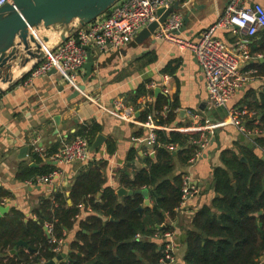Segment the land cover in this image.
<instances>
[{"label": "crops", "instance_id": "obj_1", "mask_svg": "<svg viewBox=\"0 0 264 264\" xmlns=\"http://www.w3.org/2000/svg\"><path fill=\"white\" fill-rule=\"evenodd\" d=\"M229 1L180 0L178 2L180 10L175 12L182 16L180 36L198 41L200 34L216 22ZM242 2L246 6L260 4L264 7V0ZM185 17H188L186 23L183 21ZM263 33L264 30L254 37L241 35L237 39L229 30L215 31L214 37L225 43L229 49L235 51L239 42L247 47L252 57L239 67L241 73H249V79L226 107L222 108H208L204 80L194 54L189 51H178L157 38L155 33L141 43L135 42L137 34L119 51L111 49L102 52L96 47H89L93 58L92 72L88 78L84 69L79 75L77 79L79 96L76 98H71L76 89L68 86L58 73L31 81L27 76L26 80L5 89L0 95V195H6L3 199H6L5 207L8 211L0 216V219L11 218L12 213L16 211L24 215L25 222L28 219L34 220L33 213L40 200L49 197L55 191H60L68 197L75 178L79 173L88 170L90 164H87L93 159V164H104L105 187L111 188L115 193L123 188L120 183L121 175L132 179L135 171L145 166L143 159L146 155L154 157V151L149 150L144 144L147 132L140 124L142 122L140 113L144 111L141 107L142 97H150L149 106L163 104V109L175 108L173 110L175 120L169 126H165L166 128L203 127L208 124L225 123L230 114L236 112L239 114L237 117L245 124L253 120L251 128L258 129L261 134L245 135L239 132L235 125L226 122L214 130L207 149L192 166L189 163L183 165L177 157L174 158L171 176L189 174L201 188L197 197L179 207L175 221L164 222L167 225L174 223L176 264H185L183 261L186 251L185 231L190 229L192 217L202 207L211 206L215 197L213 171L216 168H225L221 161V153L231 151L245 162L241 151L248 148L259 154L261 160L264 158L255 144V139L264 134L258 127L260 125L258 120L255 119L256 104L264 91V77L257 75L256 70L252 68L253 65L261 64L258 59V55L261 54L255 53L254 50L263 45ZM82 85L85 87L84 91L79 90ZM141 85L147 93L138 98L136 91ZM157 89L158 94L155 93ZM118 100L125 107L124 111L120 112L121 117L111 112L114 111V101ZM166 110L168 112L167 108ZM93 123L100 127L97 136L101 135L104 141L90 152L91 160L88 163L56 164L32 151L36 144L47 155H52L63 141L75 137L80 126ZM159 131L171 132L163 129ZM96 137L89 143V147L95 142ZM109 144L112 151L108 147ZM23 147L28 149L27 156L20 158V149ZM179 149L177 146L173 156H176ZM45 164L54 167L53 172L56 176L53 183L36 185L19 180L22 167L40 169ZM149 192L151 206L147 208H152L155 205V198L153 192L151 190ZM69 201L68 199L67 203L71 205ZM80 207L82 213L76 219L74 228L66 234L60 253H65L67 259L59 264H70L71 244L76 241L80 229L79 222L93 215L90 208L84 209L83 205ZM147 208L142 209L140 214L144 215ZM143 222L148 230L155 228L157 232L152 236L136 235L134 240L156 243L160 247V235L164 230H157V221L153 217L145 215ZM83 233L89 234L88 231ZM256 264H264V254L256 260Z\"/></svg>", "mask_w": 264, "mask_h": 264}, {"label": "trees", "instance_id": "obj_2", "mask_svg": "<svg viewBox=\"0 0 264 264\" xmlns=\"http://www.w3.org/2000/svg\"><path fill=\"white\" fill-rule=\"evenodd\" d=\"M254 52L264 57V43ZM252 68L257 75L264 77V63ZM146 93L141 85L136 96L140 98ZM162 105L148 106L141 111L140 120L144 121L152 111H163ZM166 108V117L156 118L158 125L169 126L175 120V108ZM255 119L260 124L259 129L264 131V91L256 104ZM252 121H247L246 126L251 127ZM99 130L95 123L80 126L74 136H84L91 143ZM156 134L158 143L153 149L154 157L146 155L143 159L145 166L136 170L132 179L126 175H121L120 179L126 190L146 188L155 193V205L147 208L144 215L137 211L143 198L140 195L119 198L114 190L104 186V164H93V159L87 164H90L88 170L75 178L68 197L55 191L40 200L33 213L34 220L25 222L24 215L16 211L11 218L0 219V264H36L55 258L54 245L48 244L43 228L46 224L51 225L54 237L64 240L75 226V217L82 213L81 205L84 209L90 208L93 215L79 222L76 241L71 244L70 264H159L160 247L156 243L134 239L136 235L152 236L157 232L155 228H146L145 215L153 217L158 227L165 225L164 232L173 230L164 222L177 219L181 202L182 175L171 176L174 158L188 165L196 150L190 142L198 136L165 131ZM255 144L264 147V134L255 139ZM167 145L180 147L176 156L166 149ZM108 147L111 149L110 144ZM241 154L245 162L231 151L221 153L225 168L213 171L215 197L211 206L202 207L192 217L190 229L185 231V264H256L264 254V161L248 148H243ZM53 171L54 167L48 164L40 169L22 167L19 180L35 184L37 177ZM3 197L6 195L1 194L0 198ZM68 199L71 205H68ZM18 241L26 242L28 248L17 247L16 254L10 256L9 252Z\"/></svg>", "mask_w": 264, "mask_h": 264}, {"label": "built area", "instance_id": "obj_3", "mask_svg": "<svg viewBox=\"0 0 264 264\" xmlns=\"http://www.w3.org/2000/svg\"><path fill=\"white\" fill-rule=\"evenodd\" d=\"M10 0H0V7ZM180 0H119L105 14L98 17L92 23L80 28L73 36L60 44L54 51H46L45 59L39 63L28 75V80L50 76L54 70L61 75L64 82L78 90L77 79L83 72L87 53L84 47H96L102 52L108 50L119 51L128 45L135 36L154 20H157L156 12L159 9H168ZM182 27V16L180 14L170 15L164 24L155 31V36L175 47L180 52L189 51L194 54L198 67L202 74L205 90L207 93V106L209 109L226 107L232 97L239 91L243 84L249 79V73H241L240 64L251 60V54L247 47L237 43V49L232 51L225 43L214 37L218 29L229 30L237 39L245 35L254 37L264 30V7L260 4L246 6L242 0H230L220 14L216 22L205 29L198 41H191L180 36ZM262 56L258 55V59ZM151 103L150 97L141 99V107L148 109ZM114 111L121 117L125 107L121 101H114ZM131 110V109H130ZM230 114L225 123L208 124L203 127L166 128L158 125L157 116L165 118L166 108L160 113L154 111L147 114L141 127L147 132L145 146L153 150L157 145V134L159 129L185 134H197L190 144L196 150L189 160L192 166L201 158L204 150L211 142L214 130L226 122L237 127L239 132L245 135H259L261 131L246 126L239 119L238 113ZM133 116V113H131ZM169 152H174L177 145H167ZM264 155V147H258ZM32 151L38 156L54 161L56 164L88 163L90 158L89 141L84 136H75L72 140L63 141L61 146L52 155H47L43 149L36 144ZM55 172L39 176L35 179L36 185H49L53 183ZM181 202L180 206L200 193L199 185L192 180L189 174L181 176ZM28 184H32L28 182ZM6 199L0 198V207H5ZM76 219L78 216L75 217ZM174 224V223H173ZM173 224L170 226L173 227ZM47 231V242L54 245L53 252L60 255L64 245L63 239H56L52 232V226H44ZM161 245L159 264H176L174 232L169 230L161 233ZM136 237H139L137 235Z\"/></svg>", "mask_w": 264, "mask_h": 264}, {"label": "water", "instance_id": "obj_4", "mask_svg": "<svg viewBox=\"0 0 264 264\" xmlns=\"http://www.w3.org/2000/svg\"><path fill=\"white\" fill-rule=\"evenodd\" d=\"M119 0H10L0 7V95L5 89H10L41 63L46 56V51H54L60 44L73 36L80 28L95 21L98 17L107 12ZM180 10L179 3L173 4L168 9H159L156 12L157 20L152 21L146 28L136 36L135 42L141 43L152 36L160 25L164 24L167 18ZM188 17L183 19L186 23ZM181 31V30H180ZM87 53L86 62L83 65L86 78L91 75L93 58L89 47H84ZM264 63V57L259 59ZM19 70L18 75H14ZM51 74H55L53 70ZM85 87H79L84 91ZM159 89L155 90L158 94ZM79 96L75 90L71 98ZM104 141L98 135L95 142L89 147L94 151ZM27 147L20 149V158L27 156ZM244 160V159H242ZM264 161V158H262ZM117 196L140 195L143 197V204L137 209L150 207L149 189L126 190L121 188ZM153 195L155 193L153 192ZM69 203H71L69 201ZM8 211L6 207H0V216ZM261 214V212H260ZM112 221V219H110ZM165 229V225L157 227L158 231ZM47 236L46 228H43ZM206 238V235H204ZM128 242V241H127ZM17 247L28 248L26 242L18 241L16 247L10 251V255L16 254ZM67 259L62 253L50 261L36 264H59Z\"/></svg>", "mask_w": 264, "mask_h": 264}, {"label": "bare ground", "instance_id": "obj_5", "mask_svg": "<svg viewBox=\"0 0 264 264\" xmlns=\"http://www.w3.org/2000/svg\"><path fill=\"white\" fill-rule=\"evenodd\" d=\"M18 73H19V70L15 71L14 75H16V76H17V75H18Z\"/></svg>", "mask_w": 264, "mask_h": 264}]
</instances>
